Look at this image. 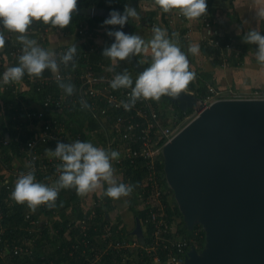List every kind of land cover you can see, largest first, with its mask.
Listing matches in <instances>:
<instances>
[{
    "label": "built area",
    "instance_id": "2783aa9c",
    "mask_svg": "<svg viewBox=\"0 0 264 264\" xmlns=\"http://www.w3.org/2000/svg\"><path fill=\"white\" fill-rule=\"evenodd\" d=\"M204 19L209 25V19L207 17ZM78 31L85 33L86 29L81 24ZM210 41L222 48L220 57L224 61L226 54L223 47L228 51L235 50L234 41H227L223 44L220 39L214 37H211ZM68 48L67 46L60 47L57 51L56 59L58 62L60 56ZM94 48L93 46L91 50ZM86 51L87 49L84 50V52ZM77 52L79 51L77 50ZM11 53L20 55L22 48L16 46ZM84 55L86 58L83 64L84 68L81 71L76 66H72L71 70L67 72L59 70L54 75L56 79H78L75 91L71 96L64 91L59 95L48 93L42 108L36 112L27 111L29 123L33 121V118H37L40 122V128L35 136L27 142L26 158L22 161L23 164L20 161L4 160L0 151V244H4V247L0 249V258L4 264H54L55 261L48 259L49 257L43 247L45 244L51 243L50 240L53 241V234L58 231L57 228L53 227V219L58 216L56 214L49 216L44 205L32 212L25 204L23 215L25 222H27L26 225L24 224L25 231L10 245L9 239L4 237L7 228L6 220L15 213L17 204L11 199L10 193L14 190L15 182L21 173L29 171H34V174L37 173L38 175L41 173L40 183L49 186L57 181L56 177H59V173L56 171V167L61 164V161L49 156L44 145L53 144L51 150L54 151L57 142L74 143L77 140L89 142L83 138L80 132L71 134L66 128V122L48 111L50 106L63 109L65 106L76 105L84 101L88 105L84 109L91 117L93 116L98 120L105 136V145L91 143L96 147L115 150L120 153L119 158L111 162L113 166L130 165L133 168L143 170L139 201L142 208H147L145 221L151 223L152 230L143 240L121 236L114 241L115 230L110 224L104 225L101 232L93 234L89 231L88 220L92 218L96 208L91 204L88 207L91 209L90 213L85 212L80 221L79 236L76 243L73 244L75 248H79L81 251L77 255V264H100L104 254L110 248L128 252L132 256L138 255V261L135 260L131 264H183L189 250L188 246L195 238L192 235L188 236L181 233L179 227L175 225L176 220H174L173 214H170L168 210L172 202L171 193L168 192L167 186L163 182L164 176L161 169V164L164 163L163 146L184 125V122L187 123L199 112L201 103L208 105L221 97H264V91L255 89L246 94L236 91L233 87L222 89L211 84L208 93L198 100L195 107H192L193 111L179 121L173 105L161 111L152 100H138L130 110H126L123 102H130L131 89L113 90L110 83L115 74H97L93 63L88 60V54L84 53ZM98 64L105 67L102 60ZM29 78L31 81L34 80L39 83L49 81V77L46 75ZM134 86L135 83H133ZM15 138L17 139L18 136ZM12 140L13 138L9 135L1 136L0 145H8ZM50 174L54 176V179L48 177ZM126 184H130V182L127 181ZM88 208L86 207V209ZM46 227L48 229L45 230ZM38 240L39 243L43 242L42 247H38L40 245ZM39 250L40 252H38ZM8 254L29 256V259L26 262L18 263L19 259L12 260L10 257L9 260ZM70 254H73V251H70ZM129 254L123 256V260L129 259L131 257ZM124 264L128 263L125 262Z\"/></svg>",
    "mask_w": 264,
    "mask_h": 264
},
{
    "label": "water",
    "instance_id": "95a60500",
    "mask_svg": "<svg viewBox=\"0 0 264 264\" xmlns=\"http://www.w3.org/2000/svg\"><path fill=\"white\" fill-rule=\"evenodd\" d=\"M86 11L109 18L113 10L95 4ZM123 30L133 35L129 22ZM130 60L139 72L149 67L137 56ZM167 97L183 110L201 98L189 89L179 99ZM162 153L185 225L205 230L204 246L193 245L183 264H264V97L201 103ZM134 232L143 240L139 217Z\"/></svg>",
    "mask_w": 264,
    "mask_h": 264
},
{
    "label": "clouds",
    "instance_id": "9594fccd",
    "mask_svg": "<svg viewBox=\"0 0 264 264\" xmlns=\"http://www.w3.org/2000/svg\"><path fill=\"white\" fill-rule=\"evenodd\" d=\"M154 3L165 13L178 10L190 21L207 14L206 0H154ZM253 5L258 21L264 20V0H253ZM77 6L78 0H0V23L5 30L17 33V39L23 45L18 66L7 68L0 83H18L25 73L29 77L38 78L46 69L57 73L60 64L67 68L71 62L75 67V44L60 56L58 62L54 52L39 46L37 41L29 39L26 33L34 20L60 29L67 28L77 11ZM138 15L136 8L125 5L123 13L111 11L104 24L118 25L122 29L130 18H137ZM152 31L153 36L147 42L139 35H129L122 30L107 33L114 37V43L106 47L102 55L113 63L142 53L148 54L149 50L151 52L152 62L138 75L134 87L127 70L116 74L111 80L110 86L113 90L131 89L130 102H123L126 110H130L141 99L157 102L162 96L179 99L181 93L187 91L190 83L196 78V73L190 70L187 54L179 47V33L174 32L172 38H169L165 29L153 27ZM243 40L245 43L258 45L255 59L264 68V35L259 30L252 29L244 35ZM5 43V36L0 32V48H3ZM188 52L196 55L200 49L198 46H189ZM58 86L69 96L75 91V86L71 83L58 81ZM81 105L88 107L84 101H81ZM46 152L61 161L56 167L58 180L49 186L37 182L34 171L21 173L10 193L11 199L17 204H26L32 212L41 205H46L49 209L55 208L62 189H75L77 195L83 197L106 183L108 187L105 195L114 200L127 197L133 191V185L118 183L115 178V169L111 162L119 158L118 151L105 150L91 142L77 140L74 143L57 142L54 151L46 149Z\"/></svg>",
    "mask_w": 264,
    "mask_h": 264
},
{
    "label": "trees",
    "instance_id": "16d2710c",
    "mask_svg": "<svg viewBox=\"0 0 264 264\" xmlns=\"http://www.w3.org/2000/svg\"><path fill=\"white\" fill-rule=\"evenodd\" d=\"M99 5L102 7H107L111 10L119 11L120 13L124 12L125 5H128V0H78V6H80L82 9L81 11H76L73 14L72 21L70 25L67 28H64L63 30L69 31L70 33H76L77 27L79 28V25H83L86 29L85 33H81L77 31L76 35H78L79 38H81L82 43L86 44L83 51L78 50L79 52L75 55V66L80 71L82 68H84L83 64L85 63V55L84 53L88 54V60L93 63L94 69L97 74H121L125 70L127 72L133 71L135 73H141L137 71L130 58L126 60H117L115 63H113L109 58L103 57L102 52L106 47H110L112 43H114V37L109 36L107 33L109 31H117V30H123L120 26H112V25H105L104 21L107 19V17L99 16V15H90L86 9L91 5ZM167 16V17H166ZM165 22L168 26V34L169 38H172V33L176 31L174 27L170 26L169 23V16L165 14ZM202 16L201 19L204 20L206 24V20ZM209 19V25L213 24V20ZM129 23L131 25L133 35H136L135 33V27L132 21L129 19ZM0 25L3 27L2 23ZM46 28L50 29H56L59 27H53L51 24H44L42 21H33V23L30 25L29 29L32 34L33 31H44ZM4 29V28H2ZM60 29V28H59ZM208 29V28H207ZM182 32L179 30V33L181 36H179L178 41L180 43H183V46H179L182 51H184V39L182 36ZM14 34V32H11ZM97 35H103L105 38V43L101 45L95 46L93 42L97 43L95 37ZM264 35V33L262 34ZM6 43L3 48H0V81H2V76L4 71H6L7 68L18 66L19 63V57L22 55H13L11 53L12 49L16 46H19L23 48V45L17 40H15V43L12 42L11 39H9L6 35ZM214 37L220 39L223 44L229 40L228 37L223 34H220V32H214L212 30V33H209L208 38ZM84 38V39H83ZM204 41V44H206L207 50L212 55V60L215 64L223 65V64H235L236 59V51L235 50H226L225 47H223V50L226 54V60H222L220 57V52L222 51V48L220 46H216L213 42L210 41V38ZM209 42V43H208ZM95 43V44H96ZM93 45L95 48H93ZM66 47V46H62ZM71 47V46H67ZM258 49V45L255 44H248L243 43L240 48L244 52H248L250 48ZM60 49V47L56 48L55 54H57V51ZM87 49L86 52L84 50ZM240 50V51H241ZM82 52V53H81ZM139 61L143 64H146L150 66L152 60H146L144 61L141 58V55L137 56ZM100 60L106 61L110 66L111 69L107 70L106 67H102L98 64ZM236 65V64H235ZM73 64L70 62L69 66L66 68L64 65L60 64L59 70L67 72L71 70ZM196 73L195 80L190 83L188 86V89L193 90L197 95L200 97H204L209 90L210 85L212 84L213 80L211 79L212 71L210 70H192ZM56 73H52L50 70H45L43 75L48 76V82L47 83H39L36 81H31L27 73H25L23 79L18 83H12L9 85H4L0 83V137L9 135L13 138L12 142L8 145H0V151L3 155L4 160H11L13 157H19L22 158L26 154L27 149V142L30 138L34 137L37 130L33 129L38 124L37 118H33V121L29 123V118L27 116V111H37L39 108H42V105L44 104L45 97L48 93H52L54 95H59L63 90L59 88L58 81H63L64 83H71L72 85H77L76 78H62V79H56L54 78V75ZM29 86V89L27 88ZM236 89L237 86H234ZM78 102V101H77ZM154 104H157V107L159 110L164 111L166 108H164L167 103H172L174 106V112L177 116V120H182L188 113L193 111V108H188L187 110H183L179 108L174 102H172L167 96H162L161 99L157 102L154 101ZM160 102V103H159ZM160 104V105H159ZM48 111L52 113L54 116H57L58 118L62 119L66 122V128L71 134H77V132H80L83 138L88 141V135L87 131L88 128L84 125H79L78 118H81L82 114H87L88 112L82 107L81 102L77 103L76 105H70L68 107L65 106V108L60 109L55 106L48 107ZM89 114V113H88ZM90 126L95 128L98 120L94 118L93 116L90 117ZM32 126V127H31ZM100 134V140L101 143L105 145V136L102 133ZM18 136L16 139L15 137ZM120 169L124 171V179L122 180L123 183H126L127 181L130 182L131 185L134 186L133 190H136L139 192L140 183L142 182L143 177V170H139L136 168L131 167L130 165H124L120 166ZM161 169L163 172V182L167 186V190L169 193L173 194V190L168 187L166 178L164 175V163L161 164ZM107 185H104V189L106 191ZM68 191V194L67 192ZM105 191H102L100 193H97L98 195L94 196V200L92 201V206H95L96 210L92 218H90L89 224L90 229L89 231L91 233H97L101 232L103 230L104 225L110 224L113 228L114 234V241L118 239L117 235H119L123 229L126 228L125 221H122L123 219L119 217L118 220L113 221L111 218L108 217L110 214V210L114 208L115 203L113 202L112 198H109L105 195ZM81 197L77 195L75 189H62L59 192L58 198L56 200V207L49 209L46 205V213L51 216L53 214H56L58 217L53 219L54 222V228H57L58 231L53 234V241L51 243L45 244L44 249L48 255V259H53L55 262L54 264H63L65 261L71 264H77V255L81 252L79 248H75L73 246L74 243L77 241V237L79 236L80 231V221L82 220L85 212L90 213L91 209H86L82 207L81 205ZM132 210L134 211V214L138 216L141 220L142 227H143V233L144 236L142 239H146L149 231L152 230V225L150 222L145 221V217L147 216V208H136L132 205ZM24 209L25 205L16 204V211L13 215H11L6 220V234L4 237H7L9 239V244H13L12 241L15 239H18L17 237L20 235H23L25 231V225L27 222L24 220ZM170 214H173V218L175 216L181 217L182 222L179 226V230L181 233L186 234L188 236L192 235L195 239L193 242H191L190 246L188 248L190 249L194 245L197 248L201 249L205 244V230L202 227L200 223H196L195 226L191 229H189L184 222L182 212L178 206L177 201L174 199V202H172L171 205H169L168 208ZM55 211V212H54ZM108 214V215H107ZM67 222V223H65ZM26 223V224H25ZM25 224V225H24ZM24 225V226H23ZM133 225V224H131ZM23 226V227H22ZM48 229V227L45 228V230ZM135 236V235H134ZM41 238V237H40ZM133 239H137L138 237H134ZM141 240V239H140ZM39 243V240H38ZM53 243V244H52ZM38 247H42L43 242L39 243ZM4 247V244H0V249ZM70 251H73V254H70ZM40 252V250L38 251ZM133 253V252H132ZM38 254V253H37ZM128 252L125 251H118L117 249L110 248L108 252H106L103 256V261L100 262V264H124L127 262L128 264H131L133 261H138V255L132 256L129 259L123 260V256L128 255ZM9 260L10 257L12 260L19 259L18 263L20 262H26L29 259V256H19V255H11L8 254ZM39 256V255H38ZM50 261V260H49ZM125 261V262H124ZM124 262V263H123ZM0 264H4L0 258Z\"/></svg>",
    "mask_w": 264,
    "mask_h": 264
},
{
    "label": "crops",
    "instance_id": "0c3cea01",
    "mask_svg": "<svg viewBox=\"0 0 264 264\" xmlns=\"http://www.w3.org/2000/svg\"><path fill=\"white\" fill-rule=\"evenodd\" d=\"M206 2L207 14L204 16H207L214 21L212 25L205 24L204 20L201 19L202 17L197 20L190 21L175 9L171 12L165 13L154 3V0H128V6L136 8L139 14L137 18H130V21L134 24L136 35H139L147 42L153 36V27H160L165 29L168 33V26L166 25V19L164 17L165 14H167L170 18V26L176 29L175 32L179 33V30L183 31L182 36H184L183 39L184 42H186L184 43L183 52L188 56L190 69L212 71V84H215L222 89L233 87L236 91L246 94H249L255 89L264 91V68H262L255 59L256 49L252 47L248 52H244L240 48V46L244 43L243 37L249 30L256 29L259 30L261 34L264 33V20L258 21L256 11L253 8V0H206ZM2 28L3 27L0 25V32H3V34L11 39L13 43H15V40H18L17 33L12 34ZM76 30L78 31V27ZM212 30L214 32H220L223 36L225 35L228 37V41L235 42L237 59L235 63L236 65L231 63L230 65H218L214 63L211 53L208 52L206 44H204V41L208 38L209 33H212ZM30 32L31 31L28 30L26 33L29 39L36 40L39 46L54 53L57 47L73 46L75 44L77 50L80 49V51H83L86 46V44L82 43V41L85 40L84 38V40H82L78 37V35H76V33H70L69 31L59 28L45 29L44 31L37 30L33 31L32 34ZM179 36H181L180 33ZM95 39L96 40L94 41H97V43L95 42L96 44L93 42L95 46L101 45L106 41L103 35H97ZM179 46H183V43L179 42ZM189 46H198L200 52L196 55L190 54L188 52ZM140 55L144 61L152 60L150 50L148 54L142 53ZM103 62L105 63L107 70L111 69V66L106 61L103 60ZM128 73L130 74L133 83H135L139 74H134L133 71H129ZM234 86H237L238 88L236 89ZM27 88L29 89V86ZM155 105L157 106V104ZM168 105L169 104L167 103L166 109ZM90 117L91 116L88 113H85L81 115V118H78V121L79 125H84L88 128V141L97 145L101 143L99 133L103 132L104 134V131L98 122L95 128L92 129V127H89ZM39 128L40 122L38 121V124L33 127V129L38 131ZM50 145H44V149H52L53 144ZM25 158L26 154L22 158L13 157L10 161H20V163L23 164L22 161ZM113 168L115 169V178L117 182L123 183L122 180L124 179V171L117 166H113ZM36 174V181L40 182L42 175L41 173L39 175ZM48 177H53L54 179V176L51 174ZM56 180H58V177H56ZM104 185L107 184L104 183L100 189H97L93 193L83 197L79 196L81 197L80 200L83 204L81 206L88 208L92 204L91 200H94V196L98 195L97 193L105 191ZM66 192L68 194V191ZM129 201L130 202L127 204L125 197H121L118 200L113 199L115 206L110 210V214H107L113 221L118 220L120 217L123 219L122 221L127 223L126 228L123 229L119 235H117L118 238L121 236H127L129 238L138 237V235L134 232V229L129 228L131 224L136 226L137 218L131 207L133 205L136 208H142V206L140 205L138 207L137 204L131 202V200ZM63 264L71 263H67L65 261Z\"/></svg>",
    "mask_w": 264,
    "mask_h": 264
},
{
    "label": "rangeland",
    "instance_id": "374dc122",
    "mask_svg": "<svg viewBox=\"0 0 264 264\" xmlns=\"http://www.w3.org/2000/svg\"><path fill=\"white\" fill-rule=\"evenodd\" d=\"M134 74H139V73H135V72H134ZM168 104H169L168 107H170V106L173 105L172 103H168ZM164 108H166V105L164 106ZM183 124H185V122H184ZM170 197H171V202H174V199H175L174 193L171 194ZM125 199L127 200V204H128V202H130L129 200H131V202L137 204L138 207L140 206V201H139V199H140V194H139V192H137L136 190H133L132 193H131L129 196L125 197ZM135 200H136V201H135ZM174 220H176V221H175V225H176L177 227H179L180 224H181V222H182V218H181V217H177V216H175ZM180 221H181V222H180ZM129 228H130V229H134L135 226H134V225H130ZM132 236H133V235H132Z\"/></svg>",
    "mask_w": 264,
    "mask_h": 264
}]
</instances>
